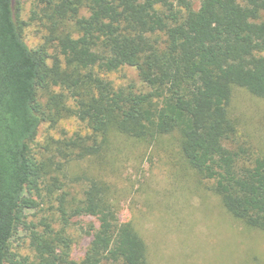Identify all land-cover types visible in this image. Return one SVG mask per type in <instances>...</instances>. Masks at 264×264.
Instances as JSON below:
<instances>
[{
  "label": "trees",
  "instance_id": "1",
  "mask_svg": "<svg viewBox=\"0 0 264 264\" xmlns=\"http://www.w3.org/2000/svg\"><path fill=\"white\" fill-rule=\"evenodd\" d=\"M18 1L0 0V264H149L111 186L92 177L78 202L58 199L63 223L80 224L79 240L48 225L30 235L32 257L10 262L21 214L48 184L33 145L43 123L64 117L89 131L61 143L68 163L104 156L113 134L155 143L179 135L184 159L213 182L224 209L264 232V154L245 160L231 148L234 89L264 101V0H45L50 33L36 49ZM127 68L141 86L114 84L110 76Z\"/></svg>",
  "mask_w": 264,
  "mask_h": 264
},
{
  "label": "rangeland",
  "instance_id": "2",
  "mask_svg": "<svg viewBox=\"0 0 264 264\" xmlns=\"http://www.w3.org/2000/svg\"><path fill=\"white\" fill-rule=\"evenodd\" d=\"M44 1L19 0L15 6L30 49L43 45L50 33L40 13ZM49 54L54 55L52 49ZM110 78L116 86H141L133 69ZM52 90L61 93L59 88ZM41 102L45 105L47 96ZM231 108L237 121L231 148L245 160L256 159L264 154V101L235 88ZM88 133L87 126L72 117L56 124L45 122L40 128L33 153L48 165V184L33 194L31 210L21 214L27 228L21 225L11 243V263L33 256L30 235L48 225L57 232L65 228L66 234L79 240L80 224L63 223L58 199L66 192L67 201L78 202L87 187L85 178L92 177L111 186L122 220L133 223L147 243L149 264H264V232L247 229L224 209L213 182L184 159L179 135L155 143L113 134L104 156L68 163L59 155L62 142ZM54 156L55 161L50 159ZM60 185L63 188L55 191Z\"/></svg>",
  "mask_w": 264,
  "mask_h": 264
}]
</instances>
